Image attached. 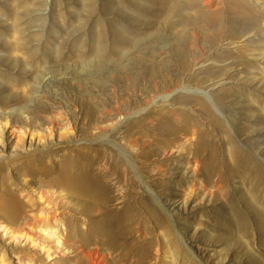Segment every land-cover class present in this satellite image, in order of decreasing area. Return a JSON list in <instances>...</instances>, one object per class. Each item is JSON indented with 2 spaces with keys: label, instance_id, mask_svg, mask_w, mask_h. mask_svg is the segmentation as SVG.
Here are the masks:
<instances>
[{
  "label": "rangeland",
  "instance_id": "374dc122",
  "mask_svg": "<svg viewBox=\"0 0 264 264\" xmlns=\"http://www.w3.org/2000/svg\"><path fill=\"white\" fill-rule=\"evenodd\" d=\"M168 10L185 19L169 27ZM124 31L137 36L135 45L116 39ZM114 53L129 64L139 55L153 57L147 66L157 62L158 89L147 81V93L131 104L144 109L139 115H177V124L201 127L213 155L203 170L212 181L207 187L174 166L166 174L150 159L142 164L149 177L133 170L129 234H148L147 264H264V0H0V214L10 191L27 199L29 173L43 171L73 143L63 134L73 116L52 135L44 118L76 114L79 107L68 104L76 95L99 96L108 106L118 76L110 67ZM121 108L101 125L120 124L104 131L91 125L79 142L112 135L138 116L124 117ZM135 120L136 131L147 132ZM105 144L120 156L111 141ZM12 156L20 168L6 164ZM133 162H127L132 169ZM33 193L30 204L40 209L45 198ZM66 201L77 205L82 198ZM27 228L15 237L0 227V264H28L29 256L51 264L57 256L53 235Z\"/></svg>",
  "mask_w": 264,
  "mask_h": 264
},
{
  "label": "bare ground",
  "instance_id": "6f19581e",
  "mask_svg": "<svg viewBox=\"0 0 264 264\" xmlns=\"http://www.w3.org/2000/svg\"><path fill=\"white\" fill-rule=\"evenodd\" d=\"M202 1L210 3V0ZM184 19V16L175 18L172 10L166 13L169 27ZM116 37L119 41L131 38L132 45H135L137 38L127 31ZM192 37V42H196L197 30L192 31ZM179 52L181 54L183 51ZM113 55L115 59L110 67L118 76L117 80L112 81L113 95L105 103H108V106L99 102V96L87 98L76 95V101L74 99L68 101V104L75 108L79 107L76 114L66 111L62 115L54 111L51 116L44 118L52 135L53 130L64 126V120L69 121V117L73 116L74 126L63 132L70 135L73 143L65 154L51 157L43 166V171L29 173L27 183L31 186L23 195L28 196L27 199L19 200L16 198L19 192L15 196L14 191H10L5 200L6 210L3 209L5 215L0 214V227L2 230L10 229V234H14L15 237L17 234L23 236L20 229L26 225L28 230H32L33 227L37 230L39 227L44 233L41 235L47 237L53 235L58 243L54 252L58 251V254L52 257L51 264H147V250L151 244L148 234H129L133 231V203L130 195L133 192L131 189L135 184V178L132 173L134 170L143 177H149L150 172L142 166L147 159L157 161L158 164H155L154 168L163 167L166 174L174 166V169L179 168L183 173L197 177L199 183L205 180L206 187L212 183L210 177L208 179L203 177L206 163L213 155L206 153L205 134L201 127L193 129L190 126L179 125L177 122L182 123V119L177 115L172 118L151 117L147 112L139 115L144 109L140 107L136 110L131 106L132 103L139 101V93H147V81L158 89L157 80H152L157 75L155 66L157 62L152 61L151 66H147L153 57L148 59L139 55L135 56L132 64H129L124 56L117 53ZM119 90L123 95L119 94ZM122 105L127 108L124 117L131 116V113L138 115L135 119L147 127V132H137L138 122L132 119L130 124L124 125L122 130H117L112 135L100 134L88 142H79L78 136L91 134L89 133L91 125L104 131L120 124L121 121L116 119L110 125L109 123L101 125L103 122L113 120L116 114L124 113L121 111ZM94 114L97 116L93 120ZM14 120L21 122L17 117H14ZM21 128L25 133L23 127ZM171 134L173 137L168 138ZM108 141L117 147L120 156L116 157L113 149L105 144ZM162 149L164 153H161ZM228 152L230 153V150ZM165 153L170 155H164ZM5 161L16 168L22 165L21 159L16 156L8 157ZM133 161L137 163L134 169L127 163L131 162L134 165ZM191 165H194L195 169H191ZM20 172H24L23 169ZM190 179L188 177L187 180ZM118 186L120 188H117ZM35 191L39 193L40 199L45 198L40 209L30 204L33 200L31 194ZM69 195L80 196L82 202L77 205L68 203L66 199ZM186 201L183 198L178 205H183ZM59 206L68 208L57 212ZM18 219L23 223H19ZM9 223L17 224L18 227H13ZM50 246L48 247L51 248ZM47 255L48 257L50 255L49 249ZM27 261L28 264H45L33 256L27 257Z\"/></svg>",
  "mask_w": 264,
  "mask_h": 264
}]
</instances>
